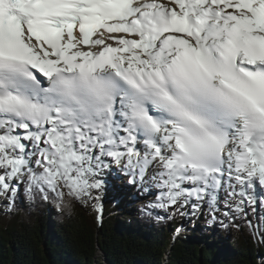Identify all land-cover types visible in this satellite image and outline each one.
I'll use <instances>...</instances> for the list:
<instances>
[{"label":"snow or ice","instance_id":"1","mask_svg":"<svg viewBox=\"0 0 264 264\" xmlns=\"http://www.w3.org/2000/svg\"><path fill=\"white\" fill-rule=\"evenodd\" d=\"M109 176L264 241V0H0V197L100 218Z\"/></svg>","mask_w":264,"mask_h":264},{"label":"trees","instance_id":"2","mask_svg":"<svg viewBox=\"0 0 264 264\" xmlns=\"http://www.w3.org/2000/svg\"><path fill=\"white\" fill-rule=\"evenodd\" d=\"M112 199L99 225L86 203L65 197L68 206L58 209L18 195L0 210V264H262L264 241L242 214L234 222L220 215L222 203L216 214L222 223H213L206 207L202 224L177 235L179 213L156 220L141 211L148 202L133 211ZM247 211L256 223L257 212ZM257 211L264 216V206ZM212 227L221 234L209 241Z\"/></svg>","mask_w":264,"mask_h":264},{"label":"rangeland","instance_id":"3","mask_svg":"<svg viewBox=\"0 0 264 264\" xmlns=\"http://www.w3.org/2000/svg\"><path fill=\"white\" fill-rule=\"evenodd\" d=\"M125 181H126V179H125ZM121 184H119L118 186L117 185H115V192H118V190L120 189V186L122 187V185H123V187H127V184H126V182H124V180H121V182H120ZM112 187V186H111ZM110 186H109V188H110V191L109 192H111V188ZM130 191L132 192H134V194H135V192H136V190H134V189H130ZM113 194V195H112ZM111 194V196H110V198H113V196H114V192ZM93 195H96V193H93ZM116 196H118L117 194H115ZM136 195V194H135ZM224 195V193L222 192V196ZM100 196H101V200H100V203H102V205H103V209H104V206L106 205V198L104 197V194L101 192L100 193ZM132 201H130L131 203H133V207H132V205H130V203H128L129 201H127V202H122L121 200H119V202L117 201V205H119V204H126V206H122L123 207V210H126V208H128V209H135L136 207H139L140 206V204L141 203H146V202H148V200H146V199H143V198H134V199H131ZM96 203L97 202H95V201H88L86 204V206H87V208L90 210V212L93 214V215H95L96 217L98 216V212H97V210H96V206H94V205H96ZM8 204L5 202V199H4V197H1L0 198V210L2 211L3 209H5V207L7 206ZM222 207V206H221ZM223 208V207H222ZM221 208V209H222ZM203 209V208H202ZM205 209V208H204ZM201 211H203V210H201ZM121 212H123L122 210H120L119 211V213H121ZM103 213V212H102ZM203 213H204V211H203ZM220 215H222V213H219ZM181 217H182V222H180V225L175 229V231H176V234L177 235H179V234H190V233H187L188 232V230H190V229H192L193 228V226H195L196 224H202V222L204 221V218H205V216H204V214L203 215H201V212L200 213H198V212H196L195 214H193L191 217H184V216H182L181 215ZM101 218H102V216H101ZM197 222H196V221ZM185 221H186V223H185ZM185 223V224H184ZM181 225H183V227L181 226ZM177 229H179V231H177ZM187 231V232H186ZM220 234H221V231L219 230V229H215V228H211V233H210V235H209V238H208V240L209 241H211L212 239H214L215 240V238H217L218 236H220ZM102 264H106L104 261H103V263Z\"/></svg>","mask_w":264,"mask_h":264},{"label":"bare ground","instance_id":"4","mask_svg":"<svg viewBox=\"0 0 264 264\" xmlns=\"http://www.w3.org/2000/svg\"><path fill=\"white\" fill-rule=\"evenodd\" d=\"M125 178V177H124ZM122 179V180H124V182H126L125 181V179ZM108 180H109V186L111 187H114L115 185H119V184H121L120 182H121V179H119V178H117V177H114V176H109V178H108ZM116 190V189H115ZM132 190V189H131ZM135 190V189H134ZM109 191H110V188L108 187V189H107V191L106 192H104V191H102V193L104 194V197L106 198V202H107V200H108V198H110V193H109ZM223 192V191H222ZM222 192H221V195H222ZM115 194H117L118 196H116ZM113 195V194H112ZM112 197V196H111ZM1 198V197H0ZM134 198H136V195L134 194V192L132 191H130V188L127 186V187H123V185H122V187L120 186V189L118 190V192H114V196H113V199L112 200H116V201H118L119 202V200H121L122 202H127V201H129L128 203H130V205H132V207H133V203H131L130 201H132L131 199H134ZM119 205H121V204H119ZM94 206H96V205H94ZM121 207H122V205H121ZM127 209V208H126ZM130 210H132V209H130ZM201 212H203V211H201ZM198 213H200V212H198ZM125 218V217H124ZM196 221V220H195ZM197 222V221H196ZM185 223H186V221H185ZM184 223V224H185Z\"/></svg>","mask_w":264,"mask_h":264},{"label":"water","instance_id":"5","mask_svg":"<svg viewBox=\"0 0 264 264\" xmlns=\"http://www.w3.org/2000/svg\"><path fill=\"white\" fill-rule=\"evenodd\" d=\"M97 218H98V216H97ZM98 223H99V225H101V217L98 218Z\"/></svg>","mask_w":264,"mask_h":264}]
</instances>
